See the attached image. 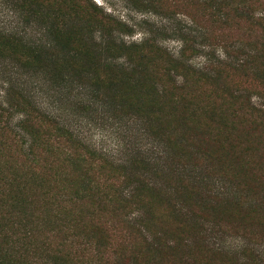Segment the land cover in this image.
I'll list each match as a JSON object with an SVG mask.
<instances>
[{"label": "trees", "instance_id": "trees-1", "mask_svg": "<svg viewBox=\"0 0 264 264\" xmlns=\"http://www.w3.org/2000/svg\"><path fill=\"white\" fill-rule=\"evenodd\" d=\"M5 1L19 26L0 27V264L259 259L264 0H182L197 9L176 53L120 40L81 0ZM243 23L256 37L229 43ZM91 113L131 124L132 152L88 145L73 120Z\"/></svg>", "mask_w": 264, "mask_h": 264}, {"label": "rangeland", "instance_id": "rangeland-1", "mask_svg": "<svg viewBox=\"0 0 264 264\" xmlns=\"http://www.w3.org/2000/svg\"><path fill=\"white\" fill-rule=\"evenodd\" d=\"M147 0H81V3L96 6L102 10L104 15H108L114 21L120 23L117 36L124 42H140L144 37L153 38L160 46L176 53L180 46L178 36L191 35L188 18L182 15L187 10L195 12L197 5L194 3H184L182 0H148L153 6L147 5ZM187 9H185L184 7ZM10 6L5 0H0V27L11 29L18 24V17L13 15ZM19 26V24H18ZM240 30L232 31L230 38L235 41L247 42V37H256L257 33L250 31L248 24L236 25ZM216 28V27H213ZM217 30H213V39L210 35L209 41L215 43ZM264 36V34H263ZM33 38V36H31ZM252 40V39H251ZM262 42L264 37L261 38ZM197 41V40H196ZM217 53V52H216ZM216 55V54H214ZM204 56L199 55L191 61L192 66L198 68L203 63ZM254 93V92H252ZM252 101H256L255 94L251 95ZM98 114V113H97ZM97 114L86 116L82 120L74 121L73 127L81 138L90 146L107 154L113 159L123 158L124 155L132 152V144L135 142L132 135V125H120L114 119L102 117ZM4 209L0 208L3 215ZM0 227H5V220L0 221ZM4 224V225H3ZM238 239L225 236L220 245L224 248L233 250L237 245ZM217 241V240H216ZM214 242V240H213ZM218 242V241H217ZM216 242V243H217ZM257 240L250 244L251 250L256 254L259 252V259L252 260L248 264H264V244ZM110 255V253H109ZM111 256V255H110ZM91 255H88L85 262L90 264ZM244 260V259H243ZM127 261V260H126ZM194 264H200L196 259Z\"/></svg>", "mask_w": 264, "mask_h": 264}]
</instances>
